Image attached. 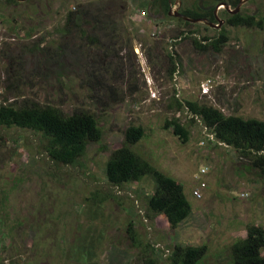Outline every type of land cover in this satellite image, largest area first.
Here are the masks:
<instances>
[{
    "label": "rangeland",
    "instance_id": "374dc122",
    "mask_svg": "<svg viewBox=\"0 0 264 264\" xmlns=\"http://www.w3.org/2000/svg\"><path fill=\"white\" fill-rule=\"evenodd\" d=\"M92 3L0 1V105L88 112L102 133L76 165L63 166L51 161L40 134L0 130V264H169L176 244L207 245L199 264H232L230 248L248 226L264 228V171L230 147L201 146L210 132L177 102L262 121L264 28L226 24L221 51H195L181 32L196 28L144 9L148 0H105L106 14L90 9L79 28L65 27L68 11ZM243 8L264 19V0ZM197 30L191 37L219 36ZM173 120L187 129L188 142L165 128ZM130 126L144 129L131 150L174 178L192 206L176 229L164 215L147 218L151 176L121 187L106 181V163ZM201 181L207 185L197 198Z\"/></svg>",
    "mask_w": 264,
    "mask_h": 264
},
{
    "label": "trees",
    "instance_id": "16d2710c",
    "mask_svg": "<svg viewBox=\"0 0 264 264\" xmlns=\"http://www.w3.org/2000/svg\"><path fill=\"white\" fill-rule=\"evenodd\" d=\"M93 1L94 3L88 7L82 6L81 11H68L65 27L69 28L73 24L74 27L79 28L82 19L90 15V9L98 11L97 16H100V13L105 11V0ZM212 1L215 3L226 1L234 9L240 2V0ZM78 8L81 7L78 6ZM124 8L126 9V6ZM143 8H149L154 11L155 15L163 13L165 17H168L170 1H148V5ZM183 14L195 18L187 12H183ZM104 17L110 19L109 14ZM95 22L96 26L102 25V20ZM183 23L187 27H191L189 22ZM227 23L233 27L257 28L259 30L264 28L262 17L252 16L244 11L229 16ZM114 24L108 23V26L111 27ZM197 29L190 30L187 34L184 31L181 32V35H186L185 39L191 40L195 51L205 52L212 48L218 52L227 42L225 31L215 38L204 36L200 40L191 37V35L199 33ZM203 42L208 43L204 44ZM171 59L173 60V57ZM176 72L177 67L173 63L169 71L170 76L173 77ZM6 102L7 100L0 105V130L18 128L40 134L42 139L47 142L45 149L48 156L56 165H76L85 154L88 144L99 142L101 139L102 133L98 121L94 115L88 112L75 111L72 114H66L50 104L40 105L24 101L18 105L16 101ZM177 103L180 109L185 108L194 116L193 120L195 118L200 120L218 142L234 149L243 157L249 158L254 168L264 171V121L244 119L234 115L226 116L219 109L194 102ZM165 128L172 130V133L179 137L183 143L188 142L189 132L178 120L167 122ZM143 137L142 126L128 127L125 133L126 144L114 151L106 163V181L110 185L121 187L124 184L139 182L145 177L151 176L155 181L156 189L147 201V218L151 220L159 215H164L170 227L176 229L191 216L192 206L185 196L183 187L174 178L160 172L131 150L130 145L138 143ZM214 144L216 145V143ZM263 251L264 228L255 225L248 226L246 238L236 241L230 248L232 264H264ZM207 252V245L176 244L169 253L167 261L169 264H199ZM148 264H156V262L150 261Z\"/></svg>",
    "mask_w": 264,
    "mask_h": 264
},
{
    "label": "flooded vegetation",
    "instance_id": "af4514ba",
    "mask_svg": "<svg viewBox=\"0 0 264 264\" xmlns=\"http://www.w3.org/2000/svg\"><path fill=\"white\" fill-rule=\"evenodd\" d=\"M1 2H6V3H12V4H20V3H24L25 1H19V0H0ZM149 2H154L157 0H148ZM170 1V9L168 12V17L167 18H175L177 20H181L183 22H189L191 27L194 28H202L205 31H216L219 34L224 31V26L228 23V17L229 16H233L238 14L239 12L244 11L245 9L243 8L246 2L241 9L239 10V12L237 13H233L232 11H235L236 8L238 7V5L240 4V2L242 0H240L239 4L237 5V7L234 9L232 8V6L229 5L228 2L224 1V2H218L215 3L212 0H199L197 5H193L190 0H180V9L178 11V13L182 14L183 16L189 18V21H185L180 17H177V12L176 10L173 9V7L175 6L176 8H178V1L177 0H169ZM222 3H226L230 6V10L220 6V4ZM187 4V5H186ZM183 12H187L188 14H191L192 16H195V18H190L186 15L183 14ZM247 13V12H246ZM252 16H256V17H260L259 14H257V12H254L253 14L248 13ZM159 15H163V13L158 14ZM199 21L197 23L192 22V21ZM205 21V22H202ZM229 26V25H228ZM233 27V26H231ZM204 44L208 43V42H203Z\"/></svg>",
    "mask_w": 264,
    "mask_h": 264
},
{
    "label": "built area",
    "instance_id": "2783aa9c",
    "mask_svg": "<svg viewBox=\"0 0 264 264\" xmlns=\"http://www.w3.org/2000/svg\"><path fill=\"white\" fill-rule=\"evenodd\" d=\"M202 90H203V93H208V86L207 85H204L203 86V88H202ZM206 131H207V128H206ZM206 137H207V139H204L200 144H201V146H206L207 144H209V143H216V144H218V145H220V146H224V147H228L227 145H225V144H223V143H220V142H218L216 139H215V137H214V135H212V134H207L206 133ZM208 168H204V169H202L201 170V176H205L206 175V173L208 172ZM207 184H206V182H204V181H201L200 182V188L199 189H197L195 192H194V195L197 197V198H201L202 197V195H201V191L203 190V189H205Z\"/></svg>",
    "mask_w": 264,
    "mask_h": 264
},
{
    "label": "water",
    "instance_id": "95a60500",
    "mask_svg": "<svg viewBox=\"0 0 264 264\" xmlns=\"http://www.w3.org/2000/svg\"><path fill=\"white\" fill-rule=\"evenodd\" d=\"M19 1H25V0H19ZM178 1V8H176L175 10H176V12H177V17H180V18H182L183 20H185V21H189V18H187V17H185V16H183L182 14H180V13H178V11H179V9H180V0H177ZM249 0H242L241 2H240V4L238 5V7L236 8V10L235 11H232L233 13H237V12H239V10L241 9V7L246 3V2H248ZM220 6H222V7H224V8H226V9H228V10H230V6L228 5V4H226V3H222V4H220ZM192 22H195V23H197V22H199V21H192ZM202 22H205V21H202Z\"/></svg>",
    "mask_w": 264,
    "mask_h": 264
},
{
    "label": "crops",
    "instance_id": "0c3cea01",
    "mask_svg": "<svg viewBox=\"0 0 264 264\" xmlns=\"http://www.w3.org/2000/svg\"><path fill=\"white\" fill-rule=\"evenodd\" d=\"M115 26H117V25H116V24L111 25V27H115ZM134 52H136V48L134 49ZM239 117H240V116H239ZM252 119H255V118H252ZM262 121H264V119H263Z\"/></svg>",
    "mask_w": 264,
    "mask_h": 264
}]
</instances>
